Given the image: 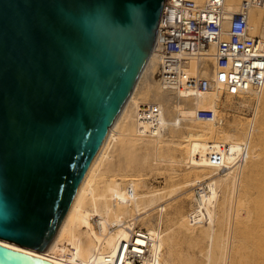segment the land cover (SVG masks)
I'll return each mask as SVG.
<instances>
[{"label":"bare ground","instance_id":"6f19581e","mask_svg":"<svg viewBox=\"0 0 264 264\" xmlns=\"http://www.w3.org/2000/svg\"><path fill=\"white\" fill-rule=\"evenodd\" d=\"M240 3L225 0L226 28ZM249 27L264 36V6L250 9ZM164 48L157 36L50 248L1 244L53 264H135V250L139 264H264V84L226 93L218 117L199 118L220 87L166 85ZM213 61L192 56L188 68L210 78Z\"/></svg>","mask_w":264,"mask_h":264},{"label":"water","instance_id":"95a60500","mask_svg":"<svg viewBox=\"0 0 264 264\" xmlns=\"http://www.w3.org/2000/svg\"><path fill=\"white\" fill-rule=\"evenodd\" d=\"M165 0H0V237L47 251L158 36ZM0 264H53L0 243Z\"/></svg>","mask_w":264,"mask_h":264},{"label":"built area","instance_id":"2783aa9c","mask_svg":"<svg viewBox=\"0 0 264 264\" xmlns=\"http://www.w3.org/2000/svg\"><path fill=\"white\" fill-rule=\"evenodd\" d=\"M264 0H241L225 27V0H165L158 37L165 42L160 78L173 88L195 94L220 87L212 106L198 108L199 118L214 119L224 106L226 93L237 94L264 84V36L250 33V9ZM211 56L214 75L207 77L188 68L190 57ZM216 162V155H213ZM143 251L129 257L139 264Z\"/></svg>","mask_w":264,"mask_h":264},{"label":"rangeland","instance_id":"374dc122","mask_svg":"<svg viewBox=\"0 0 264 264\" xmlns=\"http://www.w3.org/2000/svg\"><path fill=\"white\" fill-rule=\"evenodd\" d=\"M246 111H248V109H247ZM159 177H160V179L162 180L163 175H159Z\"/></svg>","mask_w":264,"mask_h":264}]
</instances>
